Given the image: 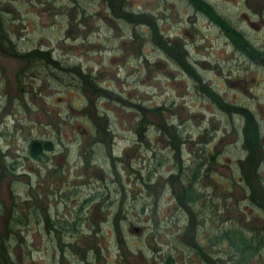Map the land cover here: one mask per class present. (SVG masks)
<instances>
[{
    "label": "rangeland",
    "instance_id": "rangeland-1",
    "mask_svg": "<svg viewBox=\"0 0 264 264\" xmlns=\"http://www.w3.org/2000/svg\"><path fill=\"white\" fill-rule=\"evenodd\" d=\"M119 1L134 20L112 12ZM203 1L264 51V0ZM0 23V264H60L50 248L62 244L74 251L65 264H86L91 234L78 217H93L96 264H165V254L201 264L187 248L192 231L202 247L218 229L264 231L242 181L244 117L234 110L257 125L253 185L264 194V53L236 50L187 0H0ZM37 49L47 65L14 55ZM32 139L49 141L40 159L29 156ZM42 217L63 218L64 235ZM262 240L244 264H264ZM206 252L209 264L221 255Z\"/></svg>",
    "mask_w": 264,
    "mask_h": 264
},
{
    "label": "trees",
    "instance_id": "trees-1",
    "mask_svg": "<svg viewBox=\"0 0 264 264\" xmlns=\"http://www.w3.org/2000/svg\"><path fill=\"white\" fill-rule=\"evenodd\" d=\"M113 0H107V2H111ZM187 2L193 7L195 11H200L203 14L207 16V18L213 22L214 24L218 25V27L225 33L227 38L229 39L230 43L233 45V47L246 54L247 56L254 58L258 56L260 53H264V51H259L257 49H252L248 47L246 40L244 39L243 35L236 30L234 27H232L227 21H225L222 17H220L214 10L213 8L203 0H187ZM112 7V12L114 10L122 11L120 7V1L116 4L111 5ZM116 11V12H118ZM118 14L126 18L127 20H134V18H131V16L136 17V14H132L130 12H118ZM138 23V21H135ZM143 22V21H141ZM150 31L153 36V39L155 42L162 47V49L168 53V54H173L174 50L171 46L165 43V41L161 38V36L158 34V31L155 27V25L150 26ZM2 27L0 23V36L2 35ZM14 55L22 60H30V59H37L42 61L44 64L47 65V62L50 61L49 54L47 51H42V50H32L28 52H23V53H16L14 52ZM176 61L178 64L187 70L189 74H191L192 77H194L198 82L200 89L203 90L207 96L221 109L226 106L224 103L220 100V97L215 93L212 92L209 88L204 86L203 84L200 83L199 77L192 71V69L189 67V65L183 61L182 59L175 57ZM75 69V68H74ZM78 74H80L78 71H76ZM237 113L241 114L244 117V125L242 128V134H243V146L245 148V156L244 159L240 162V169L242 171V181L244 184L250 189V192L248 194V198L255 202L259 207H262L264 209V194L256 193V189L253 185V179L255 177L254 171H255V166L258 164V157H259V132L257 129V125L253 119V116L250 111H248L244 107H236L234 109ZM50 145L49 141H41V140H36L32 139L28 145V153L29 156L33 159H40V155L43 153V150H49ZM258 179V178H257ZM257 184L259 182L257 181ZM186 195V194H185ZM187 199H192L193 198V191L191 189H187ZM27 220L29 217H24ZM37 218L38 217H33ZM80 218V220L83 222V220L87 218ZM9 219H13V221H18L17 223L20 224L21 219L20 217H9ZM33 220V219H32ZM30 220V221H32ZM88 220V219H87ZM176 220V219H175ZM175 220H173V223H175ZM29 221V222H30ZM81 223V222H80ZM79 221L77 224H75L78 230L79 226ZM74 226V225H73ZM75 228V229H76ZM15 231V230H14ZM76 231V230H75ZM211 237H208L209 241V246L202 247L201 245H198L197 243L194 242V232L192 231V234L190 235L191 243L188 244L187 248L191 250L192 253L195 254V260L200 262L201 264H209L207 261L208 258H211L210 255L206 252L208 247H217L218 252L221 253V255L217 256L216 260L212 259L210 262L212 264H244L246 262V259L249 258L250 254L248 253L251 248V243L253 239L256 240H264V231L262 233L256 232L255 235H246L244 232H240L239 230H232V229H218L216 230V233H212ZM173 238H176L174 236ZM262 240V242H263ZM227 242V245L229 247H233L237 250L230 252V251H225L224 249H220V244L223 242ZM258 246L253 248L254 250H257ZM194 251V252H193ZM225 256V257H224ZM237 256V257H236ZM65 257V256H64ZM206 257V258H204ZM165 264H173V257L170 254H165ZM228 261H225V260ZM1 260V259H0ZM66 260V259H65ZM11 262V261H10ZM228 262V263H227ZM86 264H89V260L86 261Z\"/></svg>",
    "mask_w": 264,
    "mask_h": 264
},
{
    "label": "flooded vegetation",
    "instance_id": "flooded-vegetation-1",
    "mask_svg": "<svg viewBox=\"0 0 264 264\" xmlns=\"http://www.w3.org/2000/svg\"><path fill=\"white\" fill-rule=\"evenodd\" d=\"M71 221L72 222H70V225L71 226L74 225V226L71 228V231H69V234L71 237H75L74 233L77 232V228H76L77 226L75 224H77L78 221H77V218H75ZM41 222H43V227L46 228V231L49 232V234H50V232L59 231L62 236L64 235L62 232H64L63 228L65 227L67 222H65V220L63 218H61V217H42ZM83 222L88 224V226H89L88 230L90 231V234H91V238H90L89 245H88L89 246L88 247L89 264H93L94 261L96 264V258H97L98 251L96 249V242H95L96 230L94 228L93 217L90 219L88 218V220L85 219V220H83ZM49 236L50 235H48V237ZM142 246H143L142 243L140 245H137V247H138L137 252H139V251L141 252ZM71 248L72 247L70 245H65V244L60 245V247L59 246L58 247L51 246V248H50V249H52V252H51L52 258L51 259H53V257L55 256V254L57 252V254H59L57 256L59 263L65 264L66 263V260L64 257L65 252L68 251V252H72V254H74V251H71Z\"/></svg>",
    "mask_w": 264,
    "mask_h": 264
}]
</instances>
